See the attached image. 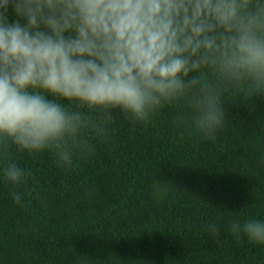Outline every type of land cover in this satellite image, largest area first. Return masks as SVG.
<instances>
[{
	"label": "trees",
	"instance_id": "1",
	"mask_svg": "<svg viewBox=\"0 0 264 264\" xmlns=\"http://www.w3.org/2000/svg\"><path fill=\"white\" fill-rule=\"evenodd\" d=\"M247 93L222 92L212 137L191 130L189 98L139 122L89 110L70 168L52 151L0 145V264H264V245L227 227L264 219V94ZM10 161L28 170L19 185L3 179Z\"/></svg>",
	"mask_w": 264,
	"mask_h": 264
},
{
	"label": "clouds",
	"instance_id": "2",
	"mask_svg": "<svg viewBox=\"0 0 264 264\" xmlns=\"http://www.w3.org/2000/svg\"><path fill=\"white\" fill-rule=\"evenodd\" d=\"M237 84L264 94V0H0L5 148L52 151L70 168L69 140L93 126L89 110L139 122L181 98L191 130L212 137L225 123L222 92ZM2 173L12 185L29 175L14 161ZM227 227L264 245V219L229 218ZM206 230L217 236L220 225Z\"/></svg>",
	"mask_w": 264,
	"mask_h": 264
}]
</instances>
